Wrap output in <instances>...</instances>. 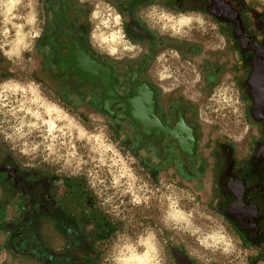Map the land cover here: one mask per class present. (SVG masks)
I'll use <instances>...</instances> for the list:
<instances>
[{
  "label": "rangeland",
  "instance_id": "obj_1",
  "mask_svg": "<svg viewBox=\"0 0 264 264\" xmlns=\"http://www.w3.org/2000/svg\"><path fill=\"white\" fill-rule=\"evenodd\" d=\"M87 1L92 4L91 13L97 6L101 13L99 19H94L96 26L100 19L109 17L110 10L106 6H111L121 15L123 27V16L116 6L119 0ZM252 1L264 11V0ZM33 3L37 14L34 30H39L40 35L34 40L33 49L24 52L21 59L8 60L3 51L9 47L6 39H14L15 29L7 25L9 36L0 35V44H5L0 50V83L13 79L27 84L34 80L41 86L45 97L64 108L89 133L103 131L108 142L115 144L138 177L134 190L141 197L149 198L147 205H133L131 194L125 193L129 183L126 178L121 180L120 186H112L113 175L119 174L120 166L111 165V153L104 157L107 163L99 165V154L92 151L94 142L90 144L87 140L77 139L74 131L71 136L58 139L51 152L47 149L49 142L43 140L44 129L33 132L27 138L29 143H39L42 147L32 156L22 155L19 145L13 146L5 141L2 134L10 130L14 121L10 116L0 115V152L12 156L24 169L54 179V193L68 212L79 219L82 231L90 240L91 251L84 256V263L114 264L116 257L125 251V245L132 244L137 251L143 250L144 247L137 243L138 238L152 231L156 235L161 264H243L256 256L259 264H264V251L255 249L215 206L216 166L212 155L215 144L220 141L242 144L243 140L249 141L257 135L249 113V98L242 87L246 70L229 29L203 13L192 12L202 16L206 23L203 26L195 24L173 35L171 27L161 31V23L155 17L149 19L148 13L152 5H157L158 11L173 15H179L180 11L170 10L167 0H154L143 9L145 16L159 30V35L169 37V40L159 38L147 74L159 86L164 100L184 103L188 107L189 116L199 127L200 151L207 167L201 175L189 177L182 174L174 163L158 166L146 159L142 155L140 140L129 123L115 125L99 109L76 106L65 99L59 83L48 73L39 46L47 20L46 2L33 0ZM27 5L28 0H24L17 14H27ZM4 27L0 23V31ZM103 30L106 34L109 32V29ZM125 38L134 47L128 51L121 45V53L114 57L119 66H123L127 58L137 59L144 53L138 41L127 35ZM73 149L75 156L69 155ZM169 196L178 201L180 209L192 213L191 227L185 229L183 224L175 225L171 221L164 223L169 211ZM17 215L18 209L7 208V219ZM7 219H0V264H42L8 248L7 231L3 227ZM44 224V228L51 227L49 222ZM196 228L200 231L192 234ZM217 232L230 238L232 247L228 254L222 251L223 244L215 245L207 239ZM43 237L52 248H62L66 243L65 237L59 234L54 235V242L46 234Z\"/></svg>",
  "mask_w": 264,
  "mask_h": 264
},
{
  "label": "flooded vegetation",
  "instance_id": "obj_2",
  "mask_svg": "<svg viewBox=\"0 0 264 264\" xmlns=\"http://www.w3.org/2000/svg\"><path fill=\"white\" fill-rule=\"evenodd\" d=\"M153 1L116 3L123 16L125 35L138 41L144 50L137 59L127 58L123 66L91 38L96 24L90 19L92 4L87 0H45L47 20L39 46L48 73L59 83L68 102L99 109L115 125L129 123L146 159L158 166L174 163L182 174L199 176L207 163L200 151L197 123L184 103L164 100L159 86L147 74L159 38L169 40L159 35L144 14L143 9ZM167 2L170 10L203 13L216 20L229 29L239 50L246 70L242 87L249 98V113L257 135L242 144H215V206L255 249L264 251V112L259 116L253 112L255 101L249 83L256 61L264 65V11L252 0ZM53 180L24 169L12 156L0 152V219H7L9 206L18 209L17 217L3 224L7 246L22 255L34 251L32 255L45 261V253L33 247L32 242L17 241L18 236L39 234L49 249L66 251L72 258L84 261V251L91 249L90 240L79 219L54 193ZM44 222L51 227L44 228ZM55 233L65 237L64 247L52 248L45 242L44 234L54 242ZM243 264H259V258Z\"/></svg>",
  "mask_w": 264,
  "mask_h": 264
},
{
  "label": "clouds",
  "instance_id": "obj_3",
  "mask_svg": "<svg viewBox=\"0 0 264 264\" xmlns=\"http://www.w3.org/2000/svg\"><path fill=\"white\" fill-rule=\"evenodd\" d=\"M83 3V0H80ZM24 4V0H0V16L3 20L0 21L5 27L0 31V35L7 38L9 36V28L11 25L15 29L14 39L8 41V50L3 51V55L8 59H21L24 52L33 49V42L39 37L40 31L34 30L37 23V14L33 0H28L27 7L29 12L25 15L17 14V9ZM110 10L108 18L100 19V25L91 32V38L99 42L102 48H106L107 55L110 57H118L121 53V45L125 50L131 51L134 47L125 38L124 29L121 27L122 17L111 6H106ZM114 13V15L112 14ZM149 19H155L161 23V31L168 30L169 27L173 30V35L181 32L182 29L190 27L193 23L203 26L206 22L203 17L198 14H184L178 16L164 10L158 11L157 5L151 6V11L148 13ZM101 17L98 6L90 15V19ZM23 21V23H14V21ZM104 29H112L107 34L100 31V26ZM28 29L27 31L25 29ZM5 44H0V50H3ZM14 101L13 103H9ZM4 110H7L6 112ZM22 114V115H21ZM0 115H7L12 118L14 123L10 125V130L3 132L4 139L11 142L13 146L19 145V150L24 156H32L38 153L42 147L39 143H29L28 137L33 132H39L44 129L43 140L48 141L47 149L51 152L55 150V142L63 136H71L73 131L76 138L90 144L94 142L92 147L93 152L99 154V165L103 166L107 162L105 155L111 153V165L120 166L118 175H113L112 186L115 188L121 185V180L126 178L129 183L125 188L126 194H131V203L135 206L141 204L147 205L148 197H141L134 189L135 183L138 180L133 169L129 167L123 156L119 153L115 144L108 142L106 134L101 131L98 133H89L88 130L75 117L71 116L59 104L50 101L41 92V86L36 81H29L24 84L20 81L9 79L0 83ZM66 122V123H64ZM67 129V131H65ZM63 143V141L61 140ZM75 150L69 155L75 156ZM143 154V153H142ZM103 183V181H101ZM93 187L95 185L93 184ZM169 211L165 214L164 223L171 221L175 225L183 224L185 229L191 227L192 220L190 212H185L179 208L177 200H173L171 196ZM200 229L196 228L195 234ZM215 245L223 244L222 251L225 254L230 252L232 247L230 238L222 232H217L209 236ZM156 235L149 231L146 235L138 238L137 243L144 247L143 252L137 251L132 244L125 245V251H122L115 259L114 264H161L159 258V250L156 246ZM203 243V241H201Z\"/></svg>",
  "mask_w": 264,
  "mask_h": 264
},
{
  "label": "trees",
  "instance_id": "obj_4",
  "mask_svg": "<svg viewBox=\"0 0 264 264\" xmlns=\"http://www.w3.org/2000/svg\"><path fill=\"white\" fill-rule=\"evenodd\" d=\"M17 241L18 242L21 241L23 243H28V244L30 242H32L33 247L36 246L39 250H41V252L45 253V257L50 258L49 261H47L46 258H45V261H41L37 256L32 255V254H34V251H29L28 253H26L27 256H31V257L35 256L34 258L41 261L42 264H85L84 261L80 262L79 259L77 260L76 258H72L71 254L69 255L66 251H60L59 252V251H53V250L49 249L44 244V242H43V240L39 234H37L35 236H30V235L18 236ZM90 251H91V249L86 250V251H84V254L86 255ZM15 252H17V251H15Z\"/></svg>",
  "mask_w": 264,
  "mask_h": 264
},
{
  "label": "water",
  "instance_id": "obj_5",
  "mask_svg": "<svg viewBox=\"0 0 264 264\" xmlns=\"http://www.w3.org/2000/svg\"><path fill=\"white\" fill-rule=\"evenodd\" d=\"M249 83L252 85L250 94L255 101L253 112L259 116L258 114L264 112V65H260L256 61L254 70L249 78ZM261 150H264V143L261 146Z\"/></svg>",
  "mask_w": 264,
  "mask_h": 264
},
{
  "label": "bare ground",
  "instance_id": "obj_6",
  "mask_svg": "<svg viewBox=\"0 0 264 264\" xmlns=\"http://www.w3.org/2000/svg\"><path fill=\"white\" fill-rule=\"evenodd\" d=\"M182 13H184V12H182ZM180 14H181V13H180ZM184 14H192V12H186V13H184ZM193 14H194V13H193ZM177 16H178V15H177ZM97 19H99V18H97ZM195 24H196V23H193L191 26H193V25H195ZM97 25H100V24H97ZM191 26H190V27H191ZM96 27H97V26H96ZM96 27H95V29H96ZM187 28H189V27H187ZM184 29H185V28H184ZM184 29H182V30H184ZM110 30H112V29H109V31H110ZM182 30H181V31H182ZM100 31H104L102 27H100ZM170 31H171V30H170ZM104 32H105V31H104ZM181 33H182V32H181ZM177 35H178V34H177ZM95 41H96V40H95ZM210 235H211V234H210ZM144 250H145V249L140 250L139 252H143Z\"/></svg>",
  "mask_w": 264,
  "mask_h": 264
}]
</instances>
